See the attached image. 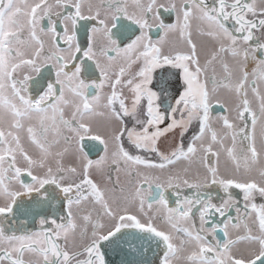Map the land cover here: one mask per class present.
Listing matches in <instances>:
<instances>
[{
    "label": "snow or ice",
    "instance_id": "1",
    "mask_svg": "<svg viewBox=\"0 0 264 264\" xmlns=\"http://www.w3.org/2000/svg\"><path fill=\"white\" fill-rule=\"evenodd\" d=\"M0 264H264V0H0Z\"/></svg>",
    "mask_w": 264,
    "mask_h": 264
}]
</instances>
